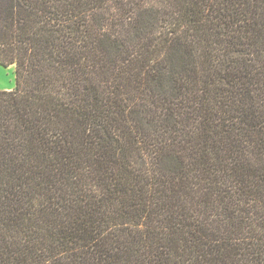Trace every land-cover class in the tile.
<instances>
[{"label": "trees", "instance_id": "trees-1", "mask_svg": "<svg viewBox=\"0 0 264 264\" xmlns=\"http://www.w3.org/2000/svg\"><path fill=\"white\" fill-rule=\"evenodd\" d=\"M0 264H264V0H0Z\"/></svg>", "mask_w": 264, "mask_h": 264}, {"label": "rangeland", "instance_id": "rangeland-1", "mask_svg": "<svg viewBox=\"0 0 264 264\" xmlns=\"http://www.w3.org/2000/svg\"><path fill=\"white\" fill-rule=\"evenodd\" d=\"M16 87V76L14 67L5 68L0 65V91L14 90Z\"/></svg>", "mask_w": 264, "mask_h": 264}]
</instances>
